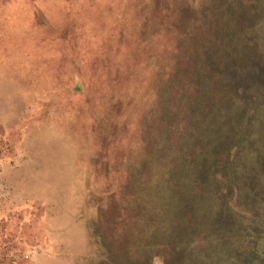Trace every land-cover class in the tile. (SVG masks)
<instances>
[{
    "label": "rangeland",
    "instance_id": "1",
    "mask_svg": "<svg viewBox=\"0 0 264 264\" xmlns=\"http://www.w3.org/2000/svg\"><path fill=\"white\" fill-rule=\"evenodd\" d=\"M217 3L0 0V264L107 263L131 171L264 264V0Z\"/></svg>",
    "mask_w": 264,
    "mask_h": 264
},
{
    "label": "trees",
    "instance_id": "2",
    "mask_svg": "<svg viewBox=\"0 0 264 264\" xmlns=\"http://www.w3.org/2000/svg\"><path fill=\"white\" fill-rule=\"evenodd\" d=\"M217 8V0H205L202 9L208 18ZM132 174L127 175L119 199L98 211L101 225L95 231L103 230L104 234L98 236L97 245L107 260L99 264H154L156 257L162 259V264H241L233 248L237 245L220 243L222 238L210 230L208 221L195 222L186 209L172 213L156 199L134 197ZM222 226L228 231L224 234L229 233L231 226Z\"/></svg>",
    "mask_w": 264,
    "mask_h": 264
}]
</instances>
